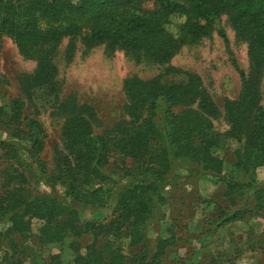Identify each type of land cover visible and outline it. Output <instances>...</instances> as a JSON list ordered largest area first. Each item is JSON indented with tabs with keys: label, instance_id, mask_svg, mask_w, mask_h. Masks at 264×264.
Masks as SVG:
<instances>
[{
	"label": "trees",
	"instance_id": "obj_1",
	"mask_svg": "<svg viewBox=\"0 0 264 264\" xmlns=\"http://www.w3.org/2000/svg\"><path fill=\"white\" fill-rule=\"evenodd\" d=\"M221 15L247 44L253 63L263 65L264 0H153L150 7L144 0H0V36L37 62L27 91L52 94L58 72L52 58L65 37L79 36L86 44L110 50L142 51L168 63L182 45L209 34ZM232 63L241 90L236 99L223 101L229 125L223 132L213 128L210 117L219 110L200 78L179 68L172 69L185 78L177 83L167 84L160 76L123 80L128 119L116 124L113 135H94L86 115L93 117L92 107L75 98L64 100L59 107L68 120L61 130L55 173L40 155L44 131L38 119L19 118L18 101L12 102L8 116L0 107V125L9 128L0 139V158L8 163L0 175V225L6 226L0 228V246L6 247L1 263L23 264L24 241L31 236L41 245L74 238L68 244L71 264L160 263L172 242L156 236L149 247L146 225L152 209L164 203L176 167L221 181L231 204L236 198L242 203L243 197L252 199L251 207L226 211V222L264 211V182L254 175L264 165V105L257 82L247 81ZM227 139L238 142L232 174L226 158L216 154ZM111 166L124 172L113 178ZM128 175L127 181H118ZM33 183L45 189L35 190ZM109 202L114 212L102 224L79 215L78 206ZM33 220L39 221L36 233L31 231ZM86 235L92 240L82 250L78 238ZM46 264L63 263L51 255Z\"/></svg>",
	"mask_w": 264,
	"mask_h": 264
},
{
	"label": "rangeland",
	"instance_id": "obj_2",
	"mask_svg": "<svg viewBox=\"0 0 264 264\" xmlns=\"http://www.w3.org/2000/svg\"><path fill=\"white\" fill-rule=\"evenodd\" d=\"M152 1L144 0V6H152ZM169 29L175 31L173 25ZM233 60L247 81L257 82L259 102L264 105V64L253 63L247 44L235 35L224 15L216 19L209 34L182 45L168 63L156 62L142 51L110 50L103 44H86L79 36L65 37L52 58L58 70L54 79L56 91L31 94L26 82L36 68V60L20 54L12 40L1 35L0 107L8 116L12 102L18 101L21 105L19 118L38 119L44 131L40 155L47 170L55 173L61 152V130L68 120L59 107L64 100L75 98L78 104L92 107L93 117L90 113L86 115L94 135H113L116 124L128 119L123 80L160 76L167 84L177 83L185 78L172 69L179 68L200 78L219 110L216 116L210 117L213 128L223 132L229 127L223 118V101L226 97L236 99L241 90L240 74ZM6 116L4 118H8ZM5 124L0 125V139L8 136L9 128ZM237 144L227 139L223 149L216 151L219 157L226 158L225 166L230 173L235 170L233 151ZM7 167V161L0 158V175ZM111 168L113 178L124 172L118 169L121 167ZM174 172L176 178L165 189L164 203L152 209L146 225L149 247L156 236L172 242L158 264H264V211L226 222V211L251 207L252 199L243 197L245 203H242L236 198L231 204L224 195L225 185L216 178L201 175L190 167H176ZM254 175L257 182H264V165L258 167ZM129 178V175L120 177L118 181ZM32 186L35 190L45 189L37 183ZM78 210L83 220L101 224L114 212L112 202L104 206H78ZM38 227L39 221L33 220L31 231L36 233ZM0 228L6 226L0 225ZM73 239L41 245L33 236L26 238L23 264H46L51 255H58L63 264H71L73 254L68 244ZM91 240V235L78 238L81 249ZM122 242L126 248L127 240ZM4 245L0 246V264H3ZM211 260L214 262L210 263Z\"/></svg>",
	"mask_w": 264,
	"mask_h": 264
}]
</instances>
